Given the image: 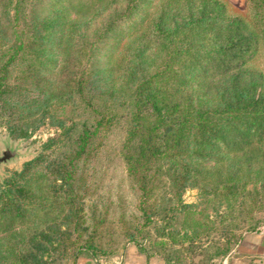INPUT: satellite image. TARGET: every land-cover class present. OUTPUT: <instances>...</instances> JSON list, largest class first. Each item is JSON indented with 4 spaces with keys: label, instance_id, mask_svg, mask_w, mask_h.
I'll use <instances>...</instances> for the list:
<instances>
[{
    "label": "trees",
    "instance_id": "obj_1",
    "mask_svg": "<svg viewBox=\"0 0 264 264\" xmlns=\"http://www.w3.org/2000/svg\"><path fill=\"white\" fill-rule=\"evenodd\" d=\"M148 1L124 0L90 40L76 37L77 54L70 57L65 83L69 99L85 115L65 123L41 110L58 133L0 183V264H67L79 256L105 264L127 243L146 257H161L163 264H187L195 251L209 261L212 254L202 249L203 240L216 230L215 221L222 224L246 199L257 205L256 192H250L256 187L247 189L244 177L251 170L250 151L256 152V162L264 160V71L243 64L258 41L264 44V0H246L247 18L228 15L223 0H161L145 16L153 44L148 56L155 54L156 63L133 77L119 148L137 213L125 218L121 211L110 228L105 203L97 206L87 168L118 113L87 95L89 72L79 63L81 46L92 44L83 51L89 57L95 41ZM25 3L0 0V124L16 138L29 136V130L13 122L14 111L4 106L7 95L26 91L29 81L46 102H64L61 93L51 97L54 83L40 74L55 62L50 48L57 47L55 33L64 20L57 11L31 16ZM72 33L70 23V44ZM139 55L145 56L141 47ZM208 161L216 164L203 166ZM187 188L198 190L196 201L181 200ZM258 188L264 202V184ZM160 191L167 193L165 200H158ZM150 226L154 237L147 239ZM255 226L245 232L256 231ZM115 231L124 238L120 247L103 248L100 238ZM224 250L217 246L213 255Z\"/></svg>",
    "mask_w": 264,
    "mask_h": 264
},
{
    "label": "rangeland",
    "instance_id": "obj_2",
    "mask_svg": "<svg viewBox=\"0 0 264 264\" xmlns=\"http://www.w3.org/2000/svg\"><path fill=\"white\" fill-rule=\"evenodd\" d=\"M160 1L150 0L145 2L142 9H137L139 14L137 13L136 16L132 15L120 21L101 41H95L89 57L83 51H88L89 47L92 46L91 43L81 46L84 50H82L80 57L78 56L79 63L83 64L89 72L86 85L89 98L98 104L113 105L118 113L116 123L107 132L101 146L97 149L95 157L90 161L87 168L88 179L95 187L92 195L96 197L97 206L101 207L102 203H105L109 219L113 221V226L110 225V228L114 227L115 220L121 211L125 218L135 216L137 213L135 193L125 173L119 155V148L124 135V115L129 108L133 77L135 74L138 75V73L151 69L156 63L157 56L155 54H152V57L148 56L149 53H153V44L148 41L145 33V16L151 13L154 6ZM223 2L228 15L247 18L246 0H239L235 3L229 0H223ZM123 6L124 0H26L24 12L26 11L31 16L39 18L48 16L52 11H57L64 20L63 27L55 33L57 47L50 48L55 62L52 64V68L45 70L44 73L40 72L48 81L54 83V89L53 84L51 85V97H56L53 95L54 93H61L64 102H59L61 99L52 100L51 98L46 102L41 94H37V91L31 89L32 86L29 81L24 83L27 87L26 91L14 92L6 96L7 100L4 106L11 107L14 111L13 122L28 127L29 136L12 137L7 134L4 125L0 124V149L3 148L4 144H9L16 146L22 154L20 158L1 166L0 183L12 171H19L24 162L38 155L42 143L58 133V128L50 123L51 120L46 112L43 115L44 117L41 118V110L44 107L50 115H53V118L56 117L55 119L63 120L65 123L70 118L85 115L75 99L74 102L69 99V86L65 83L72 68L70 57L75 58L77 54L75 51L79 43H76V37L80 34L81 37L90 40L109 17L114 12L120 11ZM70 23L75 25L76 29V34L72 33L73 40L71 44ZM60 35L62 38L58 41ZM140 47L145 56L139 55ZM134 64L135 70L132 69ZM243 67L256 72L264 71V44L261 41H258L253 54L245 59ZM16 71L15 67L10 72L11 75H15ZM255 153L254 150L250 151L251 170L248 176L244 177V180L247 189L256 187V190H250V192H252V196L256 192L254 196H256L255 199L258 198L257 205L253 206L252 200L246 199L244 206L234 208L229 215H226V221L222 224L215 221L216 230L211 231L208 237L203 240L202 248H207V252L212 254L211 259L209 261L204 260L198 254L199 252L195 251L190 254V260L187 264H220L235 247L245 231L250 230L253 225H257L255 227L258 229L264 225V202H259L260 197L263 195L258 190L259 185L264 184V160L261 162L258 159L256 162ZM215 164V162L208 161L204 162L203 166L208 168ZM197 196L198 190L196 188H187L182 193L181 200L191 203L197 200ZM158 197L159 201L162 198L165 200L167 193L160 191ZM208 213H211V211H208ZM157 218L158 216H155V222H158ZM212 219H217L214 214ZM108 236H103L99 240V244L103 248H106L108 243H112L111 245L116 250L124 241V238L116 231L110 237ZM153 237L154 230L150 226L147 228V239ZM217 246L220 248L225 246V250L220 255H213ZM160 259L162 258L160 257ZM67 264H70V262Z\"/></svg>",
    "mask_w": 264,
    "mask_h": 264
},
{
    "label": "crops",
    "instance_id": "obj_3",
    "mask_svg": "<svg viewBox=\"0 0 264 264\" xmlns=\"http://www.w3.org/2000/svg\"><path fill=\"white\" fill-rule=\"evenodd\" d=\"M229 1L235 3L239 0ZM70 264L101 263L89 256H79ZM105 264H163V261L157 256L146 257L139 253L133 244L127 243L118 255ZM220 264H264V225L256 231L243 233Z\"/></svg>",
    "mask_w": 264,
    "mask_h": 264
},
{
    "label": "water",
    "instance_id": "obj_4",
    "mask_svg": "<svg viewBox=\"0 0 264 264\" xmlns=\"http://www.w3.org/2000/svg\"><path fill=\"white\" fill-rule=\"evenodd\" d=\"M21 155L16 146L4 144L3 148L0 149V168L8 162L20 158Z\"/></svg>",
    "mask_w": 264,
    "mask_h": 264
}]
</instances>
